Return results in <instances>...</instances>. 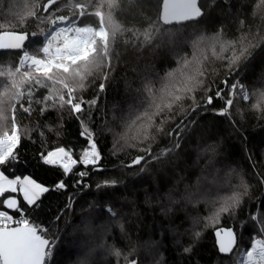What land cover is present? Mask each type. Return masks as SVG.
<instances>
[{
  "label": "trees",
  "instance_id": "16d2710c",
  "mask_svg": "<svg viewBox=\"0 0 264 264\" xmlns=\"http://www.w3.org/2000/svg\"><path fill=\"white\" fill-rule=\"evenodd\" d=\"M46 1L0 0V33L28 34L24 49L0 51V107L6 118L0 122V134L11 130L15 110L22 137L16 149L19 158L5 166V173L11 178L30 176L50 189L36 206L25 202L23 208L30 223L46 227L47 238L54 239V253L46 264H126L133 259L137 264H236L250 238H264L257 234L264 221L261 0H199L203 11L200 19L171 25L160 20L161 0H115L113 9H109L113 0H62L43 13ZM77 4L84 5L80 24L99 28L100 18L94 13L105 15L110 49L95 69L89 70L86 62L71 66L74 81H80L76 73L83 76V87L76 95L86 100L99 98L89 125L101 158L95 168L77 164L72 173L65 174L58 165L45 164L42 154L60 146L78 160L87 146L86 137L80 134L83 122L67 106L42 112L44 105L35 101L43 100L48 88L25 82L23 72L31 70L39 75L34 69L25 66L17 73L16 68L22 51L43 56V33L60 15L77 18L82 11ZM110 11L120 26L115 36L107 22ZM244 48V55L234 60ZM191 77L201 83L187 93ZM225 80L229 86H245L249 99L243 100L237 88L229 114L220 115L224 100L217 98L216 92L223 89L226 96L231 92ZM100 83H105L103 92ZM55 87L63 90L60 84ZM16 93L23 95L17 97ZM209 95L214 98L212 104L207 103ZM177 96L181 99L176 100ZM145 99L151 108L141 103ZM21 104L30 111L24 112ZM156 105L162 112L154 116L145 140L148 121L143 113H155ZM80 115L88 119L86 113ZM177 123L183 132L181 147L153 161L152 155L177 142L176 137L165 134L176 129ZM160 128L164 132L158 131ZM143 155L146 160L140 165L127 166ZM142 167L146 169L143 172ZM82 171L88 174L80 177ZM105 179L117 183L97 188ZM61 181L65 187L56 189ZM245 185L247 195L239 206L215 219L236 192H244ZM186 189L194 194L191 200L184 198ZM8 196L22 201L19 193H6L0 196V210ZM109 208L116 210L115 217ZM86 225L90 230H85ZM230 226L234 227L237 246L232 253L222 255L215 245L214 231ZM186 248L191 250L185 252Z\"/></svg>",
  "mask_w": 264,
  "mask_h": 264
},
{
  "label": "snow or ice",
  "instance_id": "6c2138e0",
  "mask_svg": "<svg viewBox=\"0 0 264 264\" xmlns=\"http://www.w3.org/2000/svg\"><path fill=\"white\" fill-rule=\"evenodd\" d=\"M53 3L54 0H48V3L43 6L46 12ZM261 5H264V0H261ZM76 7L82 9L80 16L83 17L84 5L77 4ZM114 7L115 0L109 4V9H113ZM94 14L100 18L99 30L94 29L92 26H78V19L72 20L64 15L58 16L52 21V30L44 37L46 43H43L40 49L45 58L40 59L35 55H30L28 51H23L19 67L16 68L17 73H21L26 65L29 69H34L39 75H33L31 70L25 71L23 72V76L27 78L25 82H34L35 85L41 88H48V95L43 100L35 101V103L44 105L41 109L42 112L47 111L49 108L60 107L63 109L67 106L70 108L71 113L83 122V130L80 134L82 137H86L87 146L82 149L78 160L73 159L72 153L66 150L65 147L60 146H57L53 151L42 154L45 164L58 165L63 169L65 174L72 173L74 166L77 164H81L86 168L88 166L95 168L101 158V153L97 149V142L94 138V132L90 129L89 125V120L95 115L92 109L98 107L99 98L86 100L76 95L77 89L83 87L81 83L83 76L80 73H76V75L80 76V81H74L71 67L78 65V62H86V67L92 70L99 67L108 57L110 37L109 32L105 30V15L101 11H96ZM202 15V7L198 4V0H163L161 18L166 24L173 21L179 23L181 21L192 20ZM107 22L112 28V35L115 36L116 32L120 30V26L114 23L111 11L107 16ZM169 35L170 37H174V34ZM145 36L146 39H149L147 33ZM27 39V33H3L0 35V49H24ZM246 50V48L242 49L239 55L233 59L238 60L244 55ZM61 74L69 75L63 76ZM198 75L203 76L204 73L198 72ZM104 79L107 80V76ZM49 81L51 82V87L47 83ZM200 83L201 81L197 77H191L185 88V92H194ZM57 84L62 85V89L66 90V94L65 91L55 87ZM224 84L231 88V92L227 96L223 89H219L216 92V97L224 100V107L218 113L220 115L229 114V110L237 95V88L243 94V100L247 101L249 99L245 86L238 83H233L229 86L227 80L224 81ZM99 90L101 92L105 90V83L99 84ZM15 95L20 97L23 93H16ZM32 95L33 93L30 89L28 91L30 101ZM179 99L181 97L177 96L176 100ZM213 101V96L209 95L207 103L212 104ZM141 103L147 104L149 108L152 107L151 102L147 99ZM19 107L23 108L24 112L30 111V108L24 107L23 104L19 105ZM165 107H170V105H165ZM156 108L157 111L155 113H149L147 110L143 113V116L148 121L145 127V140L149 138L148 129L153 126L154 116L162 112V108L159 105H156ZM3 111V108L0 107V122L6 119L3 116ZM81 113H86L88 119L81 116ZM0 126H3L2 123H0ZM179 129L180 124L177 123L176 129L165 132L170 137H176L177 142L173 147L163 149L156 155H152L149 152V155H152L153 161H159L181 147L179 140L182 138L183 132ZM158 131L164 132V129L160 128ZM21 139L22 137L18 133L16 113L13 110L11 130L0 134V196L9 192L19 193L22 195V201L16 197H9L3 200V206L6 207L0 210V264H46V261L54 253V239L50 240L47 238L46 234L48 230L46 227L39 228L36 224L30 223L29 219L25 218L26 214L23 212V208L25 202L29 206H36L43 194L50 191V189L29 176H24L23 178L15 176L11 178L5 173V166L10 165L19 158L16 149L19 147ZM145 160L144 156L136 157L127 166L140 165ZM97 170L99 169L97 168ZM145 170L143 167L140 169L141 172ZM87 174V171H82L79 173V176L84 177ZM79 182L77 181V183ZM116 183L117 181L114 179H105L103 183L97 184V188L114 186ZM64 187L63 181L56 185V189ZM193 195L192 192L186 189L184 198L191 200ZM244 195H247V185L244 186V192H236L233 195L230 205L221 207L218 210L215 214V219H218L221 214L231 212L232 209L237 208ZM169 198L171 199V194ZM172 202L177 203L178 201L173 200ZM8 210H12V214H9ZM107 211L113 217L117 215L114 208H109ZM14 216H18L19 219H14ZM215 219L213 222H215ZM252 219L256 220V217H252ZM120 227L123 231V224H120ZM85 230H90V225H86ZM257 234L264 235V221H261ZM196 235L198 236L199 233H196ZM216 235L218 237L219 251L225 254L232 253L234 247L237 246V237L234 234V230L231 228H218ZM190 250V248H186L185 252H189ZM241 251L246 253V256L243 259H238L236 264H264V238H250L249 243L243 245ZM115 254L117 256L120 255L119 251H116ZM130 264H137V261H131Z\"/></svg>",
  "mask_w": 264,
  "mask_h": 264
},
{
  "label": "water",
  "instance_id": "95a60500",
  "mask_svg": "<svg viewBox=\"0 0 264 264\" xmlns=\"http://www.w3.org/2000/svg\"><path fill=\"white\" fill-rule=\"evenodd\" d=\"M59 1H62V0H54V3L49 7V9H50L55 3L59 2ZM47 3H48V0L44 3V5L47 4ZM198 4H199V0H198ZM44 5H43V6H44ZM162 5H163V0H161V4H160V20H161V22H162L163 24H166V23H164L163 19L161 18V16H162ZM42 12H43V13L46 12L45 9H44V7H43V9H42ZM201 17H202V16H201ZM201 17L196 18V19H192V20L181 21V22H179V23H186V22H190V21H196V20L200 19ZM171 24H178V23L175 22V21H173L172 23H169V24H166V25H171ZM3 33H16V34H22V33H20V32H16V31H3V32L0 33V35H2ZM25 43H26V42H25ZM5 50H18V49H0V51H5ZM143 156L145 157L146 155H143ZM141 163H142V162H141ZM9 197H15V196H8L7 198H9ZM7 198H5V199H7ZM5 199H4V200H5ZM4 207H6V206H4ZM9 211H10V210H9ZM222 228H225V229L231 228V229L234 230V227H233V226H230V227H222ZM216 230H217V229H216ZM216 230L214 231V240H215V245H216V247H217L218 252H219L220 254H222V255H228V254H230V253H227V254H225V253H221V252L219 251V247H218V237H217V235H216ZM234 234L236 235L235 231H234ZM234 248H235V247H234ZM131 261H136V259H133V260H131ZM131 261L127 262L126 264H130Z\"/></svg>",
  "mask_w": 264,
  "mask_h": 264
},
{
  "label": "built area",
  "instance_id": "2783aa9c",
  "mask_svg": "<svg viewBox=\"0 0 264 264\" xmlns=\"http://www.w3.org/2000/svg\"><path fill=\"white\" fill-rule=\"evenodd\" d=\"M79 17H81L80 16V14L77 16V18H73L72 20H77ZM78 26H91V24H88V23H84V24H80L79 22H78ZM94 28V27H93ZM94 29H96V30H98V28H94ZM52 30V25L48 28V30L45 32V34L43 35V39H42V45H43V43H46V40L44 39V37H46L49 33H50V31ZM22 54H23V51H22V53H21V55H20V59H21V56H22ZM38 58V57H37ZM45 57H44V54H43V59H44ZM41 59V58H40ZM30 63V62H29ZM27 66V65H26ZM24 212V211H23ZM25 213V212H24ZM25 218H26V216H25ZM14 219H19V217L18 216H14ZM244 256H246V253H243L242 251L240 252V254H239V256H238V258H237V260L238 259H243L244 258Z\"/></svg>",
  "mask_w": 264,
  "mask_h": 264
},
{
  "label": "rangeland",
  "instance_id": "374dc122",
  "mask_svg": "<svg viewBox=\"0 0 264 264\" xmlns=\"http://www.w3.org/2000/svg\"><path fill=\"white\" fill-rule=\"evenodd\" d=\"M47 30H48V29H47ZM47 30H46V31H47ZM98 30H99V28H98ZM46 31H45V32H46ZM45 32L43 33V35L45 34ZM43 35H42V39H43ZM41 47H42V43H41L40 49H41ZM42 54H43V53H42ZM23 177H24V176H23ZM23 177H21V178H23ZM29 177H30V176H29ZM30 178H31V177H30ZM32 179H33V178H32ZM44 186H45V185H44ZM21 197H22V195H21Z\"/></svg>",
  "mask_w": 264,
  "mask_h": 264
}]
</instances>
